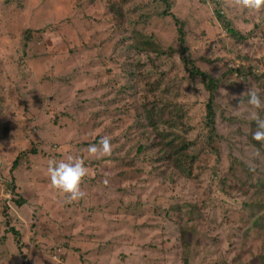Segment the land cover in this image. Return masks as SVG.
Returning a JSON list of instances; mask_svg holds the SVG:
<instances>
[{
	"label": "rangeland",
	"instance_id": "obj_1",
	"mask_svg": "<svg viewBox=\"0 0 264 264\" xmlns=\"http://www.w3.org/2000/svg\"><path fill=\"white\" fill-rule=\"evenodd\" d=\"M154 1L130 0L116 23L109 5L118 0H0V264H264V147L249 140L251 123L264 119V7L168 0L160 20ZM126 17L161 49L133 57L147 82L134 89L113 51L114 24ZM173 17L184 23L187 56L220 79L213 102L220 140L195 161L209 92L183 69ZM250 91L261 108L247 103ZM142 104L154 118H163V107L181 117L152 130L141 123L145 112L134 111ZM157 134L166 135L161 146L194 142L185 153L190 179L158 163L157 149L149 150ZM102 137L110 155L99 153ZM138 146L145 152L135 158ZM69 156L88 170L77 201L66 200L47 171L50 160Z\"/></svg>",
	"mask_w": 264,
	"mask_h": 264
},
{
	"label": "trees",
	"instance_id": "obj_2",
	"mask_svg": "<svg viewBox=\"0 0 264 264\" xmlns=\"http://www.w3.org/2000/svg\"><path fill=\"white\" fill-rule=\"evenodd\" d=\"M130 0H118V2H114L109 5L110 8L114 9L112 15H114L115 22H122L123 17L127 14V11L124 10L123 6L128 3ZM155 3H157V8L158 11H153V16L154 18L157 19H166L169 15V4L168 0H155ZM123 8V9H122ZM162 9V10H160ZM213 17H215L217 20H222V16L220 15L219 8L213 12ZM145 18L140 16V22H143ZM175 28H176V36H177V43L179 45V54H180V61L182 62L183 69L187 73V75L190 78H195L198 79L202 85L205 87V90L209 92V97L208 101L206 103V114H205V119H204V127L206 129V135H205V141H204V146L203 148H199L198 152L195 153V155L192 156L191 161H195L197 156L200 155L201 151L203 150H209V152H213V144H215L218 140H220V137L217 135L216 130H215V114H214V108H213V102H214V95L215 92L218 88L220 79L219 76H213L210 73H206L203 70H200L198 67H196L193 63V61L187 56L188 53V48L186 46V41H185V32H184V23L181 22L177 18H172ZM129 24V27H128ZM132 24V21L127 20V17L125 18V25H119V24H114L116 26V31L119 33V38H117V42L115 43L113 47V51L115 52L116 57H121L123 60H125V66H126V74L124 75L125 79V84L129 86V89H134L139 85V82H146L145 77H143L140 73L138 72V67L139 64L136 63V61L133 60V57H138L139 54L141 53H155L159 54L161 49L154 43V42H147L143 40L144 31H139L136 30L137 25H142L141 23L137 22L135 23V27L132 29L130 28V25ZM119 25V27H117ZM124 26H127L126 28ZM224 28H227V26H224ZM227 33L230 35V37L235 38V39H240L242 40V36H239L238 33H236L232 28H227L226 29ZM163 49V48H162ZM171 49L172 48H168ZM123 65V66H124ZM232 69H227L224 74H228L231 72ZM223 74V75H224ZM124 89V87H123ZM135 92L130 94V98L134 99ZM131 109V108H130ZM130 109H125L124 114L125 115H130L129 110ZM134 111H140V112H145L144 113V120H139L141 123L144 122V124L147 126V128H150L152 130H156V126L158 124L166 127L168 124L172 125V127H175V123L177 119H180V109L173 108V116H170V110L167 109L166 107L161 108V111L163 112V118H154L153 117V107L150 108V106H147L146 104H142L140 107L136 106ZM159 112V111H158ZM155 112V113H158ZM160 113H158L159 115ZM137 116V114H136ZM134 116V119L136 118ZM251 129H256L255 128V121L251 123L250 126ZM254 132V131H253ZM252 134V132H251ZM160 136V137H159ZM157 144L151 143L150 149H157L158 155H157V161L159 164H165L170 166L173 170L177 171L179 174H181L184 178L190 179L191 174V167H192V162L188 161V157L186 156V151L187 149L193 144L194 142L189 146L188 144L181 145V142L176 143L174 141V138H172V143L169 142H164L163 146L160 145L161 142L166 141V135L164 134H157L156 136ZM251 141V145H253L255 148H262L264 147V143L255 141L252 139V137L249 138ZM35 150H31V154H35ZM145 151L143 150L142 146H138L136 152L134 153V157L137 158L138 155H141ZM147 155V154H146ZM149 156V155H147ZM140 157V156H139ZM19 163V158H17L14 163H13V169H16ZM186 163L189 164L190 166H186ZM260 178H258V181ZM18 207H21L22 203L21 202H16ZM256 209H262L261 204H257L254 206ZM256 220H254L255 223ZM8 223L6 222V226ZM11 235H13L14 239H16V244L18 248L19 246V233L16 230L11 229L9 231ZM264 259V258H263Z\"/></svg>",
	"mask_w": 264,
	"mask_h": 264
},
{
	"label": "clouds",
	"instance_id": "obj_3",
	"mask_svg": "<svg viewBox=\"0 0 264 264\" xmlns=\"http://www.w3.org/2000/svg\"><path fill=\"white\" fill-rule=\"evenodd\" d=\"M238 6L250 11H257L264 7V0H236ZM247 103L254 108H261L262 101L255 91L248 93ZM256 130L252 133V139L264 143V119L255 118ZM88 153L95 156L98 153L96 144L88 146ZM100 155L111 154V146L107 137H102L100 141ZM51 185L58 191L65 194L68 201H77L84 197L85 193L81 189V182L87 175V167L79 157L69 156L67 160H50L47 168Z\"/></svg>",
	"mask_w": 264,
	"mask_h": 264
}]
</instances>
